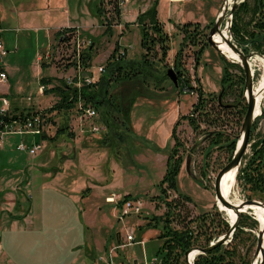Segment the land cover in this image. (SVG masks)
Returning a JSON list of instances; mask_svg holds the SVG:
<instances>
[{
    "label": "rangeland",
    "instance_id": "1",
    "mask_svg": "<svg viewBox=\"0 0 264 264\" xmlns=\"http://www.w3.org/2000/svg\"><path fill=\"white\" fill-rule=\"evenodd\" d=\"M45 1L0 0L3 19L2 28L4 29L2 38L9 51L8 56L4 59V66L9 72V79L7 84H0V93L8 91L12 102V110L15 109L19 113L41 112L45 116L44 125L46 126L43 135L45 138L7 136L2 145L0 162L10 163L9 165H14V168H19V170L23 169L21 171L23 174L19 177L20 182L21 180H28V173L35 165H45L51 173H53V170L63 167L66 162L68 166L83 167L82 165H85L87 167V165H92L93 171L99 170L102 178H108L107 169L110 166L116 167L115 178L118 189L113 192L121 197L117 206L122 200H125V197H130L142 200L144 207L139 216L127 217L120 221L119 216L116 217L115 211H113L117 206L115 204H112L113 206L108 205L101 196L100 198H94L100 200L99 203L96 201L89 203V205H93L89 208L90 219L84 218V221H78L73 216L71 209L68 210L69 206L67 204L64 206L59 204L55 207L51 221H49L50 224L47 223L51 227L47 229L46 242L40 246L43 251L48 253V249H50L53 256L54 251L59 249L60 256H63V251L67 248V255L61 259L62 264L66 260L80 256L76 264H94L97 252L99 253L96 258L106 257L105 251H108L111 246L120 244L127 232H134L137 240H145L146 244L119 249L115 253V264H121L122 262L127 264L128 261L133 260L145 262V258L148 261H152L156 257L160 259L163 255L159 253V250L164 243L160 236L166 225L165 214L169 211L166 202H172L176 199L185 204L181 208L176 207L175 204L173 205L169 224L172 229L183 230L184 227L190 225V228L195 230L196 233L201 229L205 231L208 229L213 215L216 219V225L224 226L225 223H228L230 231L231 224L228 221L227 214L222 212L221 207L217 206L214 185L217 175L231 161L233 155L225 140L219 144L212 143L211 140L216 134H223L230 139L239 137L244 120V118L241 120L240 111L247 106V99L245 91V99H242L240 96L241 90L237 86L234 89H229L226 95H223L224 90L221 80L222 68L225 63L221 60L222 54L208 44L210 31L217 18V11H219L224 0H181L173 5H171L172 0H164L161 4L159 1L158 19L161 23H164V31L170 38V52L166 59L168 69H174L176 54L182 49L180 62L185 81H189V84L193 87H197L199 84L207 93V96H204V103L196 113L194 112V106L200 103L198 101V91L192 94L189 89H186V92H184L182 88H173L170 81L166 83L167 89L165 90L155 86L148 87L143 81H133L121 85L120 82H117L110 90V94L115 96H118L121 92L122 102L131 121L132 119L139 120L141 114H143L145 120L146 118L151 120L157 116L158 112H162V110L158 111L154 108L155 105L160 106L167 99L171 104L170 109L167 110L168 113L172 114L176 110L173 109L172 102L175 103V107L179 105L177 110L180 124L176 134L181 145L180 156L184 159L181 170L182 176L179 177L178 181L180 189L178 194L181 198H178L179 195L174 191H168L165 196L159 188V183L154 184L159 179V173L155 168L157 165L155 167L153 165L148 168L145 167L148 166L147 159L152 161H155V159L152 158V152L147 149L148 147L144 143L129 139L128 142L126 141V150H123L124 140L121 142L120 140L107 141L108 138L105 137L108 129L100 121V118L93 120L80 119L77 111L80 100L69 111L56 110L50 112L62 98L59 91L55 89L63 87L66 77L69 75L75 77L76 72L71 70L74 66L70 62L72 58H69L72 57V49L68 52L66 47H62L59 44L60 37L57 35L54 40L51 37L55 32L54 29L63 25L62 22L67 20L63 13L64 9L51 15L45 10ZM101 1L103 3L101 16L98 14L99 0H70V4H75V8L73 9L72 5H68L69 10L67 9L70 18L78 15L79 18L84 19L82 22L85 29H79V31L86 40L92 41L90 48L92 59L91 61L88 60L86 67L84 66V70L81 72L83 76H94L99 67L106 70L107 62L117 46L126 53L129 61H140L147 53L140 45L143 32L147 31L151 40L158 37L151 30L149 18L143 16L153 8L156 0H119L122 2L120 17L115 11V0ZM132 10L134 15L130 18ZM49 16L51 17L48 18ZM124 16L133 19L134 23H127ZM230 17H232L231 12L228 11L222 29L227 28V21ZM188 24H191L189 28L191 34L190 39H185L187 33L183 29ZM196 25L199 27L195 29ZM126 41H128L126 46L128 51L123 45ZM205 42L209 47L201 57L200 63H197L196 57ZM47 55H49V59H47ZM149 55H151L150 59H153V61L161 59V50L158 44L154 45ZM227 60L231 62L230 59L227 58ZM156 63L158 64V62ZM254 70L255 87H258L262 78L264 81V74L259 69ZM231 73L235 78L242 75L235 68H231ZM104 74L105 72L98 75V80L94 85L100 81ZM41 86L45 87L43 95H40L39 92ZM220 96V101L230 107L232 113H224L218 108L215 100ZM211 107L214 109L211 116V122L213 123L206 124L203 122L204 118L200 120V116L202 112L210 111ZM188 117H194L200 127L199 130H194ZM162 118H166V115ZM93 125L104 126V129H106L100 134L102 135L100 142L96 141L98 138L93 140L95 135L93 136L94 133L90 128ZM254 127L250 138V142L251 140L252 142L245 157L252 155L254 141L263 138L264 119H257ZM63 129H65V132H62ZM82 130L84 131L83 139L87 148L84 152L85 157L64 158V149L70 150L71 154H74L76 144L73 140L81 136ZM86 130H89V132L86 133ZM41 140L43 149L36 157H30L26 152L17 150V145L21 142L32 144L33 142L40 143ZM99 146L101 149H99ZM62 147L64 148L62 149ZM95 149H98V151ZM52 152H56L55 157L51 156ZM168 154H170V150H168ZM188 158H191L192 161L189 172L186 169ZM100 159L102 160L99 162ZM27 168L29 169L27 170ZM25 170L26 172H24ZM67 175L69 176V174ZM84 175L87 174L84 173ZM235 178V196L232 197V201H236L237 198L242 202L248 200L242 183L237 182V175ZM83 195H90V192L85 191ZM89 205H79V208L87 210ZM99 208L102 211L98 210ZM117 214L119 215L118 208ZM204 215H207L209 220L205 225H202V228L197 229ZM197 219H199L198 222ZM240 223L234 233V238L236 234H239L240 242H236V254L231 261L233 264H260L261 260L257 261L255 252L262 228L261 223L251 212L241 214ZM211 231L216 230L208 229L209 233ZM119 233L120 243L117 240ZM225 234L220 235V237ZM214 236H216L215 240L220 238L216 234ZM95 240L99 241L101 245H105L107 249L104 247L100 250L95 249ZM234 243L233 239L230 244L222 246L224 249H229ZM67 244H70V247H66ZM74 244L78 247L75 251L72 250ZM198 244H204V237L198 241ZM81 246L86 249L85 253L79 249ZM74 252L76 253L74 254ZM54 256L56 255L54 254ZM195 256H199V254H192L191 258ZM97 263L106 264L103 261Z\"/></svg>",
    "mask_w": 264,
    "mask_h": 264
},
{
    "label": "trees",
    "instance_id": "2",
    "mask_svg": "<svg viewBox=\"0 0 264 264\" xmlns=\"http://www.w3.org/2000/svg\"><path fill=\"white\" fill-rule=\"evenodd\" d=\"M159 1L160 0H156L154 2L153 8L146 14H143L145 18H149V24L152 28L151 30L156 33L158 37L151 40V37L147 31L143 32L141 46L145 51H147V53H145L142 59L140 61H129L126 55L123 57L118 56L120 48L117 46L114 53L107 62L105 74L101 77L100 81L96 85L83 88L81 90V94H79L76 89L67 86L66 83L62 81L64 86L55 89L59 91L60 96L62 97L61 101L55 105L50 110V112L56 110L69 111L70 109L74 108L75 104L79 100V96L81 95V98L85 102L92 104V106L98 111L100 121L108 129V133L105 137L108 138L107 141L114 142V140H120L121 142L125 137H128L130 129L127 123L130 122V119L128 118L126 107L122 102V94L120 95V92L118 96L111 95L110 90L117 82H120L119 84L121 85L133 81H143L148 85V87L155 86L162 90L167 89L166 83H168L169 80L166 77V70L168 69L166 59L170 52V38L164 31V23H161V21L158 19L157 9L159 7ZM102 4V1L99 0V16H101L102 13ZM115 6V11L117 12L118 17H120L121 7L119 0H115ZM190 26L191 24L184 26L183 31L187 33L185 39H190ZM198 27L199 26L196 25L195 29ZM231 30L235 44L245 54L255 52L261 56H264V0H245L244 2L240 3L234 11ZM68 31L72 30L65 29L60 31V34ZM200 33L197 34L199 35ZM156 44H158L160 47L161 59L158 61H153V59H150L151 55H149V52ZM207 47L209 46L205 42V45L200 49L198 56L196 57L198 61L197 63H200L201 57L206 52ZM181 54L182 49L176 54L174 69L179 76V88H182L184 92H186V89H189L190 92L198 91V101L200 103L194 106V112L196 113L204 103L207 93H205L199 84L197 87H193L189 84V81H185L182 64L180 62ZM82 56L83 64L86 67L88 60L91 61L92 59L91 49H88L86 52H84ZM221 60L225 63V66L222 68L221 80L222 88L224 90L223 95H226V92L229 91V89H234L237 86L241 90L240 96L242 99H245V76L241 66L236 63H231L223 55H221ZM156 62H158V64ZM231 68L238 69L242 75L238 78H235L231 73ZM215 101H217L218 108L224 113H232L231 108L224 105L220 101V97H217ZM211 108L212 109L210 111L202 112L200 116V120L204 118L203 122L206 124L213 123L211 122V116L214 109L213 107ZM246 112L247 106H245L242 111H240L241 120H243L245 117ZM12 113L18 114L19 112L13 109ZM21 114L24 115L22 112ZM188 118L194 130H199L200 127L198 126L194 117ZM260 119H264V116ZM179 124L180 123L178 122L173 130L172 138L175 144L170 152L166 174L159 183V188H161L162 194L165 196L167 195L168 191H174L177 194L179 192L178 177L181 173L184 163V159L180 156L181 145L176 134ZM254 128L255 127L253 126V129ZM62 132H65V129H63ZM223 140L227 142V147H229L231 154L234 156L239 141L238 137L237 139H230L225 137L223 134H216L211 142L219 144ZM233 156H231L230 160H232ZM238 181L241 182L242 186L244 187L246 199H257L264 203V136L258 141H254L252 145V155L243 159V163L237 174V182ZM178 198H181L180 195ZM125 199H130V197H125ZM166 203L169 207V211L165 214L166 225L163 228L162 235L160 236V239L164 240V243L159 250V253L163 255L162 264H186L183 261V258L187 251L193 248H207L210 246V243L215 240L216 236H214V234L220 237V235L229 231L228 223H225L224 226L220 224L216 225V219L213 215L208 229L216 230L214 232L211 231V233H209L208 229L205 231L201 229L196 233L195 230L190 228V225L184 227L183 230H174L169 227L172 217L171 210L173 205L175 204L176 207L181 208L185 203H182V201L179 199ZM208 220L209 219L207 215H204L201 219L202 222L197 227V229L202 228V225H205ZM198 221L199 219H197V222ZM202 237H204V244L200 245L198 244V241H200ZM237 241L240 242L239 234H236L234 238L235 243L229 249H224L223 246H220L206 255H199L196 264H233L231 260L236 254Z\"/></svg>",
    "mask_w": 264,
    "mask_h": 264
},
{
    "label": "crops",
    "instance_id": "3",
    "mask_svg": "<svg viewBox=\"0 0 264 264\" xmlns=\"http://www.w3.org/2000/svg\"><path fill=\"white\" fill-rule=\"evenodd\" d=\"M163 1L164 0H160V4L163 3ZM179 1L181 0H172L171 5ZM68 5H72L73 9L75 8V4H70V0L45 1L46 11L52 15V13L64 9L63 13L67 19L62 22L63 25L54 29L55 32L51 35L53 40L56 35L61 38L60 31L62 30L71 29L72 31H78L81 33L79 29H85V25H83L82 22L84 20L83 18H79L78 15L70 18V13L67 11V9L69 10ZM82 7L84 8V6ZM133 15L132 10L130 18H132ZM50 17L51 16L48 18ZM130 18L124 16L127 23H134V20ZM81 35L85 38L83 34ZM127 43L128 41L123 45L128 51V47H126ZM71 70L74 71L73 68ZM5 93L8 97L10 96L8 91ZM172 104L173 109H176L172 114L167 112L168 108L170 109L171 106L167 99V101L161 103L160 106L155 105L154 108L158 111L162 110V112H158L157 116L151 120L147 118L145 120V117L141 114L139 120L132 119V121L130 120V122L127 123L130 131L128 137L124 138L122 149L126 150L125 147L127 146L129 139H132L133 141L136 140L138 143H144V145L148 147L147 149L152 152V158L155 159V161L147 159L148 166L145 167L148 168L151 165L155 167V165H157L155 168L157 169V173H159V179H157V182L154 184L160 183L164 178L170 156L168 150L171 152L174 146L172 133L176 124L179 122L177 110L179 105L175 107V103L172 102ZM164 115H166V118H162ZM88 132L89 130H86V133ZM81 136H78L76 140H73L76 144V149H74L73 155L70 150H63L64 158L85 157L84 152H86L87 148L83 139V130L81 131ZM101 136L102 135L99 137L94 136L95 138H93V140L98 138L96 141L100 142L99 140L101 139ZM39 142H42V140ZM34 143L35 142L32 144ZM2 145H0V154L2 152ZM63 148L64 147H62V149ZM99 149H101V147ZM95 150L98 151V149ZM51 156L55 157L56 152H52ZM101 160L102 159H100L99 162ZM9 164L10 163L4 164L0 162V264H62L61 259L67 255V248L63 251V256H60L59 249L54 251L56 256H54V254L52 256L50 249H48V253H45L40 247L46 242L47 229L51 227L48 226L47 223L50 224L49 221H51L55 207L59 204L60 206L67 204L69 206L68 210L71 209L73 216H75L78 221H84V218H89V208L93 207V205H89V203L94 201L99 203L100 201L94 198H100L103 196L108 205H112L107 202V199L112 195H115L116 198H120V195L113 192L118 189V187H116L117 183L115 178V173L117 171L116 167L110 166L111 169H107L108 178H102L99 170L93 171L94 169L92 165H87V167L85 165H82L83 167L76 165L68 166V163L66 162L60 169L53 170V173L48 171L45 165H35L30 169V173H28V180H21L20 182L19 177L23 174L21 173L23 169L19 170V168H14V165ZM28 169L29 168H27V170ZM24 172H26V170ZM84 173L87 175H84ZM67 174H69V176ZM181 176L182 172L179 177ZM85 191L90 192V195H83V192ZM84 204L89 205L87 210L85 208H79V205ZM98 210L102 211L101 208ZM113 211H115V216L117 217V208L115 207ZM119 236L120 233L117 235L118 242L120 241ZM94 246L97 250L103 249V247L106 248L105 245H101L97 240H95ZM66 247H70V244H67ZM83 247L81 246L79 249L85 253L86 249ZM77 249L78 247L74 244L72 250L75 251ZM75 253L76 252H74V254ZM98 253L99 252H97L96 255ZM46 255L48 256V260ZM96 255L94 258L95 261L98 259L96 258ZM78 258L74 257L66 260L63 264H76Z\"/></svg>",
    "mask_w": 264,
    "mask_h": 264
},
{
    "label": "built area",
    "instance_id": "4",
    "mask_svg": "<svg viewBox=\"0 0 264 264\" xmlns=\"http://www.w3.org/2000/svg\"><path fill=\"white\" fill-rule=\"evenodd\" d=\"M122 6V2H120V7ZM4 33V29L2 28V15L0 8V84H7L9 79V74L4 66V59L8 56L9 51L6 48V45L3 41L2 34ZM83 39V40H81ZM59 44L62 47H66L68 52L71 50L72 58L71 63H73V69L76 72V76H67L65 79V83L67 86L72 87L81 94V90L87 86L94 85L98 80V75H101L105 72L103 67H99L95 72L94 76H83L81 72L84 70V64L82 55L92 46V41L86 40L82 37L81 33L78 31H68L61 34V38L59 40ZM126 53L122 50L119 51L120 57L125 56ZM49 59V55L46 56ZM41 60V58L39 59ZM45 87L41 86L39 92L40 95L44 94ZM194 94V92H192ZM79 100L81 101L78 105V114L80 115V119H88L93 120L95 118H100L98 111L91 105L84 102L79 96ZM21 113L15 114L12 113V102L6 93H0V145L4 144V140L7 136H34V137H43L44 132L46 130L45 116L42 115L41 112L34 113ZM93 135L97 136L98 134H102L106 129L104 126L93 125L90 127ZM43 149V142L34 143L32 145L25 144L21 142L17 145V150L20 152H26L30 157H36ZM121 198V197H120ZM119 198H116L115 195H112L107 199L109 204L118 205ZM144 207V202L140 199L130 198L122 200L119 203L117 208L119 209V219L122 221L127 217L139 216L142 213ZM217 240L210 243V245L214 244ZM231 243V239L229 240ZM229 243V244H230ZM146 244L145 240L138 241L134 232H127L124 240L120 244H116L111 247L108 251H106V257L101 256L97 260L106 262V264H115V253L122 248L131 247L133 245H142ZM158 257L154 258L152 261H148L145 258V262H140L138 260L128 261L127 264H162V259ZM198 256L191 258L190 263L196 264ZM95 261L94 264H98V261ZM183 261L187 264L185 256ZM121 264H126L122 262Z\"/></svg>",
    "mask_w": 264,
    "mask_h": 264
},
{
    "label": "water",
    "instance_id": "5",
    "mask_svg": "<svg viewBox=\"0 0 264 264\" xmlns=\"http://www.w3.org/2000/svg\"><path fill=\"white\" fill-rule=\"evenodd\" d=\"M245 0H234L232 7L230 8L228 6V0H224L219 11L217 14V18L214 22V25L210 31L209 37H208V44L214 48L216 51H218L220 54L224 55L226 58H228L218 47L216 41L214 40L215 36L218 34H222V27L224 25L226 16L228 11L231 12V16L227 21V29L230 34V38H226L225 44L226 46L239 57V61H232V63L239 64L244 72L245 76V93L248 92V95L246 97L247 99V112L244 117L240 135L238 137L239 142L237 145V149L234 153V156L232 160L219 172V174L216 177L215 185H214V193L218 203L222 204L226 209L233 210L236 213L237 219L233 225H231V229L229 232H227L225 235L221 236L214 244L210 245L207 248H193L185 253V259L187 264L190 263V256L192 253H197L199 255H205L209 252L213 251L217 247H220L222 245H228L230 242L229 240L234 239V233L239 227L241 214L240 210L252 206V205H259L264 206L263 202L256 201V200H246L240 203V205L232 204L223 193V184L226 181V177L229 173L236 170L237 174L239 172V169L242 165V161L248 151V148L250 146V138H251V132L253 129V126L255 124V121L261 117L264 116V110L262 109L260 111V114L258 115L256 113L257 107H258V100L255 96V81H254V71L252 70L250 61L256 57H260L264 60V56H261L255 52H251L249 54H245L234 42L233 40V34H232V24H233V16L234 11L238 7V5ZM229 59V58H228ZM166 77L170 81L173 88H179V76L178 73L173 69H167L166 70ZM260 96V95H259ZM221 100V96H220ZM264 107V103H263ZM191 158H188L186 162V169L189 172L190 171V165H191ZM120 243V242H118ZM260 257V259H258ZM255 258L260 261V264H264V229L260 230L259 236H258V244L255 252Z\"/></svg>",
    "mask_w": 264,
    "mask_h": 264
},
{
    "label": "bare ground",
    "instance_id": "6",
    "mask_svg": "<svg viewBox=\"0 0 264 264\" xmlns=\"http://www.w3.org/2000/svg\"><path fill=\"white\" fill-rule=\"evenodd\" d=\"M234 0H228V6L231 8ZM222 34H218L215 36L214 40L216 41L219 49L232 61H239V57L234 54L225 44V39L227 38L229 31L225 27L222 29ZM230 38V34L228 36ZM260 57H256L250 61L252 70L255 71L254 69H259L262 71V74H264V63L263 60L258 59ZM255 77V74H254ZM263 79V78H262ZM261 79L259 86L255 87V96L258 97V107L256 113L259 115L260 111L263 109V103H264V81ZM248 95V92H246V96ZM260 95V96H259ZM237 175V171L234 170L231 173H229L226 177V181L223 184V193L224 196L232 203L235 205H240L242 201L237 198L236 201H232V197L235 196V188H236V178L235 176ZM218 206L221 207L222 212H225L228 217V221L230 222L231 225H233L237 219L236 213L233 210H228L226 209L222 204L218 203ZM252 213L256 219L261 223V229H264V206H259V205H252L248 206L242 210H240V213ZM196 254V253H192ZM191 254V255H192ZM260 259V257L258 258Z\"/></svg>",
    "mask_w": 264,
    "mask_h": 264
}]
</instances>
